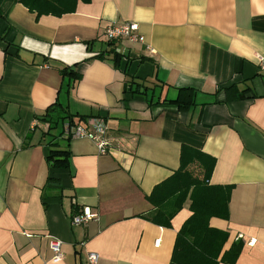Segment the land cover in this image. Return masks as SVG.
I'll use <instances>...</instances> for the list:
<instances>
[{"label": "crops", "instance_id": "0c3cea01", "mask_svg": "<svg viewBox=\"0 0 264 264\" xmlns=\"http://www.w3.org/2000/svg\"><path fill=\"white\" fill-rule=\"evenodd\" d=\"M128 21L138 23L143 43L116 42V65L95 58L107 48L105 27ZM258 56L264 0H77L72 12L39 17L18 0H0V264H89L88 252L98 254L96 264H169L189 200L170 227L139 214L151 209L153 187L178 169L182 146L215 159L208 184L232 185L228 217L209 219L229 234L223 249L239 239L234 264H264ZM73 64L81 78L68 90L60 69ZM129 78L139 92L126 91ZM182 87L194 89V107L162 102ZM56 98L75 123L81 115L105 120L107 154L71 137L68 166H50L42 116ZM188 170L203 175L197 163ZM83 207L97 218L73 225ZM51 238L61 241L59 261Z\"/></svg>", "mask_w": 264, "mask_h": 264}, {"label": "trees", "instance_id": "16d2710c", "mask_svg": "<svg viewBox=\"0 0 264 264\" xmlns=\"http://www.w3.org/2000/svg\"><path fill=\"white\" fill-rule=\"evenodd\" d=\"M30 12L41 15L60 16L72 12L75 9L77 0H18ZM89 1V0H85ZM106 47L94 57L107 59L116 63L121 59L122 54L116 50V42L105 41ZM87 49L89 43L86 42ZM77 64L72 66L64 65L60 69L62 77L70 82L67 84L69 90L75 82L79 81L81 74L76 71ZM129 78L124 88L131 93L139 92L136 84L132 89ZM145 90L147 86H144ZM143 90L142 92H145ZM163 103H170L178 109H188L195 106V91L191 87L179 88V92L173 99H164ZM76 114L68 112L56 98L44 111L42 120L48 124L43 136H49V149L47 160L52 167H67L71 155L70 136H63L62 128L59 132L56 129L66 120L73 125ZM90 116H79L77 122L84 121ZM57 134H56V133ZM28 134L24 138L23 146L29 144ZM197 163L203 170L201 178L194 176L188 170V166ZM215 159L199 150L188 146L181 147L180 164L177 170L168 178L156 184L151 193L146 196L151 209L146 213L139 214L140 217L163 227L171 226V219L181 209L184 202L189 200L191 215L182 223L177 231L172 255L169 264H234L240 250L242 241L234 240L227 249H223L229 234L225 230L217 229L209 224L211 217H228V203L231 195L232 185H211L208 184L210 173L213 169Z\"/></svg>", "mask_w": 264, "mask_h": 264}, {"label": "built area", "instance_id": "2783aa9c", "mask_svg": "<svg viewBox=\"0 0 264 264\" xmlns=\"http://www.w3.org/2000/svg\"><path fill=\"white\" fill-rule=\"evenodd\" d=\"M139 26L135 21L109 23L104 29V40L107 42L126 41L130 44L143 43L144 37L138 31ZM259 67L264 69V56H258ZM107 125L105 120L99 116H90L84 121L74 123L73 125L65 124L63 126L64 136L72 138H87L94 142L99 154L108 153L109 142L106 138ZM97 213L91 211L89 207H83L80 211L71 217L73 225L86 224L88 221L97 218ZM49 248L52 250V260L59 261L62 259L61 241L57 238H51ZM87 259L89 264H96L98 254L88 252Z\"/></svg>", "mask_w": 264, "mask_h": 264}, {"label": "rangeland", "instance_id": "374dc122", "mask_svg": "<svg viewBox=\"0 0 264 264\" xmlns=\"http://www.w3.org/2000/svg\"><path fill=\"white\" fill-rule=\"evenodd\" d=\"M65 125V124H64ZM63 136H64V134H63ZM65 137H67V136H65Z\"/></svg>", "mask_w": 264, "mask_h": 264}]
</instances>
